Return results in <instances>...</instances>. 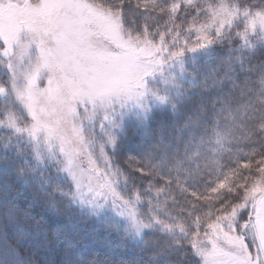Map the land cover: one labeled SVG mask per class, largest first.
I'll return each mask as SVG.
<instances>
[{
  "label": "snow or ice",
  "instance_id": "snow-or-ice-1",
  "mask_svg": "<svg viewBox=\"0 0 264 264\" xmlns=\"http://www.w3.org/2000/svg\"><path fill=\"white\" fill-rule=\"evenodd\" d=\"M95 245L264 264V0H0V264Z\"/></svg>",
  "mask_w": 264,
  "mask_h": 264
},
{
  "label": "trees",
  "instance_id": "trees-1",
  "mask_svg": "<svg viewBox=\"0 0 264 264\" xmlns=\"http://www.w3.org/2000/svg\"><path fill=\"white\" fill-rule=\"evenodd\" d=\"M35 212H41L42 210L37 207L34 209ZM71 259H82L90 262V264H96L97 261L100 264L108 262V264H119L120 261H128L133 258L131 253L123 252L122 250H115L112 248L105 247L103 245L93 246L87 254L81 255L79 250H75L71 253V256L66 251L57 250L52 253L51 259L55 264H61L62 261Z\"/></svg>",
  "mask_w": 264,
  "mask_h": 264
}]
</instances>
